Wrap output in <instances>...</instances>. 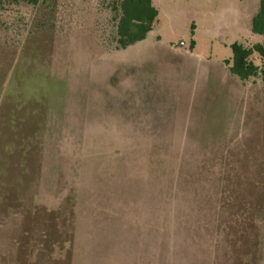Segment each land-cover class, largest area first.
I'll return each instance as SVG.
<instances>
[{"label":"rangeland","instance_id":"1","mask_svg":"<svg viewBox=\"0 0 264 264\" xmlns=\"http://www.w3.org/2000/svg\"><path fill=\"white\" fill-rule=\"evenodd\" d=\"M103 1L0 15V264H264V83L226 63L260 0H153L120 51Z\"/></svg>","mask_w":264,"mask_h":264},{"label":"trees","instance_id":"2","mask_svg":"<svg viewBox=\"0 0 264 264\" xmlns=\"http://www.w3.org/2000/svg\"><path fill=\"white\" fill-rule=\"evenodd\" d=\"M60 0H0V15L12 16L14 24L21 19L20 7L37 9L53 5L57 8ZM103 4L110 12V22L113 26V51L126 50L146 40L157 23L158 10L153 6V0H104ZM8 28L10 25L3 24ZM20 30L19 26L14 27ZM252 32L264 36V0H260L259 10L251 20ZM21 31V30H20ZM19 31V33H20ZM18 33V34H19ZM21 35V34H20ZM194 48V43L191 49ZM233 58L226 62L231 76L242 83L260 78L264 83V45L256 44L232 46ZM254 54H258L261 66L252 61Z\"/></svg>","mask_w":264,"mask_h":264},{"label":"crops","instance_id":"3","mask_svg":"<svg viewBox=\"0 0 264 264\" xmlns=\"http://www.w3.org/2000/svg\"><path fill=\"white\" fill-rule=\"evenodd\" d=\"M3 92L0 93V143L9 142L8 147L12 151L8 155L3 153V157L7 156V158H12L13 165L24 163L23 160L30 151L29 145H26V140L30 141V117L25 118L22 120L21 118L17 119L16 114L21 113L20 110L17 109H10L9 103H4V108H1V101L4 99L5 94ZM4 95V97H3ZM3 98V99H2ZM7 109V110H6ZM12 115L13 117L9 116ZM25 114V112H24ZM30 114V113H29ZM15 115V116H14ZM16 117V118H15ZM23 118V117H22ZM3 127V128H2ZM2 146L0 145V153H1ZM28 158V157H27ZM26 158V159H27ZM1 160V159H0ZM26 162V161H25Z\"/></svg>","mask_w":264,"mask_h":264}]
</instances>
